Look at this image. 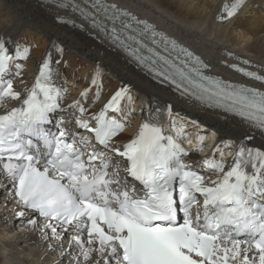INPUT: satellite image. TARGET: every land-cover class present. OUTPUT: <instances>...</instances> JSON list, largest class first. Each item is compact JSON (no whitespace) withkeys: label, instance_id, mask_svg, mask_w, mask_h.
Here are the masks:
<instances>
[{"label":"snow or ice","instance_id":"snow-or-ice-1","mask_svg":"<svg viewBox=\"0 0 264 264\" xmlns=\"http://www.w3.org/2000/svg\"><path fill=\"white\" fill-rule=\"evenodd\" d=\"M45 3L55 7L58 23L82 27L75 16L181 98L238 118L264 136V88L210 74L199 56L109 0ZM246 4L230 0L216 19H231ZM6 43L11 41L0 38V107L9 99L19 104L0 114V191L46 221L39 227L49 229L51 239L63 241L66 236L68 247L61 255L67 253L70 264H264V149L249 146L253 136L221 141L226 148L235 146L232 160L226 162L217 145L213 157L202 159L197 171L185 163L189 153L177 142L186 139L183 125L169 121L176 137L164 131L163 116L173 111L167 105L147 112L135 137L121 150L113 140L125 122L130 123L133 111L129 88L121 87L91 117L95 127L86 116L76 118L80 129L94 134L93 143L87 135L66 131L63 121L54 122L57 111H67L60 105L66 89L56 83L59 72L50 58L41 62L23 98L14 90L7 77L13 69L20 75L16 61L27 59L30 49L17 44L10 52ZM57 50L63 52L59 46ZM222 55L240 60L228 51ZM243 64L250 62L245 59ZM225 66L264 85V65H251L255 71L235 63ZM98 76L99 71L93 85ZM87 96L86 89L81 97ZM68 108L81 115L87 112L79 100ZM203 140L200 136L196 151L203 150ZM217 151L219 160L214 158ZM114 156L127 161L123 180ZM205 168L207 177L202 174ZM213 173L216 179H211ZM17 215L23 218L26 212ZM27 223L38 227L36 218Z\"/></svg>","mask_w":264,"mask_h":264},{"label":"bare ground","instance_id":"bare-ground-1","mask_svg":"<svg viewBox=\"0 0 264 264\" xmlns=\"http://www.w3.org/2000/svg\"><path fill=\"white\" fill-rule=\"evenodd\" d=\"M110 1L149 19L165 34H171L180 40L190 51L201 54L213 70L221 75L231 74L217 61L218 58H225L222 55L224 50L248 55L253 62L264 64V10L257 8L264 4V0H247L242 10L225 23L215 20V14L224 0ZM51 8L40 5L35 0H0V38L11 41L6 43L10 52H14L17 44L30 49L27 59L16 61L21 65L20 75H14L13 69V73L8 76L15 82L14 90L21 93V97L35 80L37 59L48 50L52 38H55L63 49V52L55 50L58 57L62 56L61 81L58 86L66 89L60 102L62 109H69V105L79 100L87 109L86 114L81 115L74 108H70L71 113L79 114L83 119L85 116L90 118L121 87H128L130 91L133 86L131 89L136 94L128 93L132 97L133 110L141 107L143 99L148 103L165 102L181 114L200 117L208 126L219 131V139L238 142L245 135H251L254 138L248 144L264 149V136L240 121L181 100L166 88L150 82L134 68L135 64L109 44L96 43L77 29L57 25ZM249 11L247 15L246 12ZM97 71L98 84L93 85L91 82ZM85 75L89 80L88 84L82 82ZM78 76L81 78L79 81L75 79ZM86 89L88 96L83 98L81 93ZM17 102L19 101L7 100L0 111H9ZM144 116L145 113H142L140 120L135 118L130 123L126 122L127 130L118 136L117 141L127 139L128 134H132L140 126ZM190 155L198 158L192 153ZM20 211L25 210L17 206L15 199L9 198L7 191H0V264H70L68 254L61 255L68 247L66 236L63 241L51 239L49 229L40 230L39 226L44 221L36 218L38 227L32 228L27 221L35 217L27 211L25 217H18L17 213ZM46 233L48 238H45Z\"/></svg>","mask_w":264,"mask_h":264},{"label":"rangeland","instance_id":"rangeland-1","mask_svg":"<svg viewBox=\"0 0 264 264\" xmlns=\"http://www.w3.org/2000/svg\"><path fill=\"white\" fill-rule=\"evenodd\" d=\"M186 1H191V0H186ZM196 1H197V0H194V2H196ZM257 8H259V9L261 8L262 10H264V4L260 5V7L257 6ZM246 13H247V15H248V13H250V11H249V12H246ZM257 13H258V12H257ZM249 15H250V14H249ZM75 79L79 81L81 78H80V76H78V77L75 78Z\"/></svg>","mask_w":264,"mask_h":264}]
</instances>
